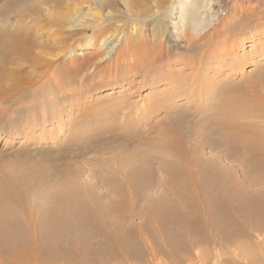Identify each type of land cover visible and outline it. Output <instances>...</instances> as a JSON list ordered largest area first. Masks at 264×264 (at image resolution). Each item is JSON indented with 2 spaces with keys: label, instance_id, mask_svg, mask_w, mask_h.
I'll return each instance as SVG.
<instances>
[{
  "label": "bare ground",
  "instance_id": "6f19581e",
  "mask_svg": "<svg viewBox=\"0 0 264 264\" xmlns=\"http://www.w3.org/2000/svg\"><path fill=\"white\" fill-rule=\"evenodd\" d=\"M16 1L6 0L2 10ZM98 1L101 6L113 2ZM122 3L127 12L144 6L143 0ZM224 4L161 0L155 7L165 9L166 41L175 47L182 31L204 32ZM239 27H230L222 40L217 36L212 49L231 34L238 36ZM17 35L0 32V101L8 107L25 104L33 79L44 74L25 71L17 62L35 66L29 42L23 48L10 46ZM250 36L255 40V33ZM89 38L82 50L91 49ZM238 40L242 46L245 40ZM135 44H126L121 60L115 57L114 65L101 71L113 80L121 76L119 61L127 62L115 92L122 104L93 116L109 125H98L81 139L67 137L53 156L41 148L38 158L0 169V264H264V102L244 94L241 83L221 86L212 79L220 68L209 65L211 58L237 60L236 52L205 57L195 47L189 50L195 62L169 68L170 77H160L154 73L162 55L149 60L152 54L144 55ZM118 45L119 40L100 60H111ZM232 60L222 63L227 77L235 71ZM60 75L52 73L50 80L58 88L70 86L72 76L59 81ZM144 88L151 93L136 99ZM141 101L149 105L140 106ZM129 120L141 125L131 131ZM2 123L5 133L22 135L30 129L27 119L13 120L9 128ZM29 153L27 147L15 152L19 159Z\"/></svg>",
  "mask_w": 264,
  "mask_h": 264
},
{
  "label": "rangeland",
  "instance_id": "374dc122",
  "mask_svg": "<svg viewBox=\"0 0 264 264\" xmlns=\"http://www.w3.org/2000/svg\"><path fill=\"white\" fill-rule=\"evenodd\" d=\"M143 2V8H136L127 12L122 0H113L111 6H101L98 0H17L9 4L10 6L4 12L2 9L6 5V0H0V32L18 34L15 38H11L10 46L15 45L18 48H23L29 42L28 49L34 59L35 66L24 64V61L20 60L17 62L25 67V71L34 69V72H44L40 78L33 79L30 87L31 93L29 91L24 99L27 101L25 104L8 107L0 101V118L2 119L0 125L4 122L8 124L7 128H9L13 120H30V129L26 127L22 135L0 131V169L10 166L16 167L22 163L26 164L27 161L38 158L41 151L49 152L53 156L57 152L56 150L65 144L63 141L66 139L73 136L81 139V137L91 135V132H94L98 125L100 128L109 125L110 121L102 119L95 121L93 116L102 117L110 106L122 104L116 99L115 92L120 89L122 74L128 71L127 62L119 61L121 76L118 78L111 80L107 71L102 72L105 71L104 66L114 65L113 59L115 57L121 60L120 54L124 53L126 44L128 45L130 41L131 43L133 41V44L140 43L139 45L142 47L139 46L140 49H143V53L146 52L144 55L150 56L152 54L149 60L155 57L158 59L159 54L164 60H167H162L157 65L154 74L157 73L156 75L160 77H170L167 73L169 68L175 70V68H181L184 63L192 64L195 62L191 53L189 54V50L195 47L200 52L203 50L204 52L201 54L205 57L209 55L215 57L221 52L234 50L238 57L237 60H232L231 56H229L230 59L227 56L223 62L217 58H211L209 65L220 68V71L215 73L212 79L220 80L221 86L229 83L232 86H239L241 83L240 86L243 85L244 94L252 95L253 100L258 98L264 102V0H224L225 6L222 7L218 18L214 19L209 27L204 28V32L196 34L190 30L182 31L175 47L173 42L166 41L167 28L165 22L167 19L164 17L165 9L163 7L157 10L155 7V3L161 2V0H143ZM144 9L147 11L146 15H139L140 11ZM64 18L63 24L61 21ZM237 23H240L238 33L235 32L238 36L231 34L228 42L226 41L224 44H220L218 48L212 49L217 36H220L219 40H222L228 29ZM201 28L200 26L199 29ZM254 33L256 34L255 40H250V35ZM238 37L245 40L242 46H238ZM86 38H92L89 42L91 49L82 50V44L85 43ZM108 39L110 44L99 48L101 43ZM118 40L119 45L114 47L116 55L112 56V61L109 59L103 60L104 62L100 60ZM181 47L183 48L181 49ZM71 50L74 52L69 55ZM88 57H92V59L87 61ZM231 60L235 65V71L232 76L228 75L227 77L228 71L224 70L227 66H222V63ZM40 61L41 63H39ZM255 61L257 62L254 63ZM131 63L132 61L128 60V64ZM10 67L12 66L10 65ZM73 71H77L76 76H72ZM186 72L192 73L194 70L187 69ZM52 73L61 74L59 81H65V74L72 76L71 85L65 86L63 89L58 88L56 80H50ZM171 76L174 78L175 75ZM224 78L225 82L221 81ZM47 80L50 81L47 82ZM115 80L117 85L114 86L101 84ZM253 84L254 86H252ZM251 89H253L252 92H250ZM60 90H62L63 95ZM109 92L111 95H108ZM150 93L149 89L144 88L135 94V98L145 99L143 96L147 97ZM260 96L262 97L259 98ZM33 99L35 101L30 104L29 102ZM106 99L107 101H105ZM28 100L30 101L28 102ZM52 100H57L58 103L48 105V102H52ZM139 104L145 107L149 105V102L141 101ZM144 119L147 120L148 118L144 117ZM44 120L46 123L42 128L41 123ZM59 121L63 123V125L60 124L61 128L58 124ZM129 121H131V131L141 125L139 122ZM44 129L47 131L45 135H43ZM33 130H35L34 133ZM51 137L55 138L53 143L48 142V138ZM25 142L27 144L21 145ZM23 147H27L30 153L19 159L15 152ZM31 148L32 150H30ZM116 149L118 150L120 147H116ZM90 155L92 157V154H89L88 157ZM45 160L48 158L45 157ZM44 163L48 165L50 162L48 160ZM84 177L87 178V176Z\"/></svg>",
  "mask_w": 264,
  "mask_h": 264
}]
</instances>
